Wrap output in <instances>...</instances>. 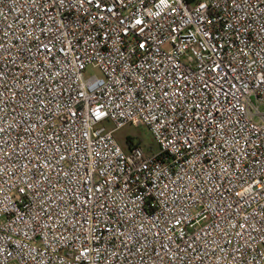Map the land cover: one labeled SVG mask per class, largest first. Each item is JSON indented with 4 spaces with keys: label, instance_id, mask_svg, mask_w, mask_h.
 I'll use <instances>...</instances> for the list:
<instances>
[{
    "label": "built area",
    "instance_id": "built-area-1",
    "mask_svg": "<svg viewBox=\"0 0 264 264\" xmlns=\"http://www.w3.org/2000/svg\"><path fill=\"white\" fill-rule=\"evenodd\" d=\"M0 264H264V0H0Z\"/></svg>",
    "mask_w": 264,
    "mask_h": 264
},
{
    "label": "rangeland",
    "instance_id": "rangeland-1",
    "mask_svg": "<svg viewBox=\"0 0 264 264\" xmlns=\"http://www.w3.org/2000/svg\"><path fill=\"white\" fill-rule=\"evenodd\" d=\"M100 75V72L98 70H95L93 68H88L86 72V76H92V75ZM105 127L108 129H112L113 125L109 122L104 123ZM115 137L118 141V143L125 149L128 150L127 146V139L128 137H132L135 139V141H142V145L145 147V150L148 148H151L154 150V152L158 151V145L148 130V128L144 125L140 126H132L128 125L126 127H123L116 131ZM152 146V147H151ZM153 150L151 152H153ZM148 152V151H147ZM150 153V152H149Z\"/></svg>",
    "mask_w": 264,
    "mask_h": 264
},
{
    "label": "trees",
    "instance_id": "trees-1",
    "mask_svg": "<svg viewBox=\"0 0 264 264\" xmlns=\"http://www.w3.org/2000/svg\"><path fill=\"white\" fill-rule=\"evenodd\" d=\"M134 143H137V144H142V141H135V139L134 138H132V137H128V139H127V146H128V149L134 144ZM152 147V146H151ZM153 149H151V148H148L146 151H148V152H151ZM154 151V150H153Z\"/></svg>",
    "mask_w": 264,
    "mask_h": 264
}]
</instances>
